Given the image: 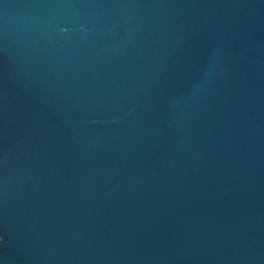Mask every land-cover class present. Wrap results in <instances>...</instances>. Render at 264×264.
<instances>
[{
  "label": "water",
  "instance_id": "1",
  "mask_svg": "<svg viewBox=\"0 0 264 264\" xmlns=\"http://www.w3.org/2000/svg\"><path fill=\"white\" fill-rule=\"evenodd\" d=\"M0 264H264V0H0Z\"/></svg>",
  "mask_w": 264,
  "mask_h": 264
}]
</instances>
